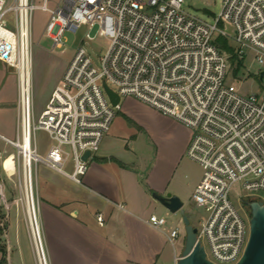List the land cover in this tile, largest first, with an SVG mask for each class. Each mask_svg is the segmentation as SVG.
Wrapping results in <instances>:
<instances>
[{
    "label": "built area",
    "instance_id": "built-area-1",
    "mask_svg": "<svg viewBox=\"0 0 264 264\" xmlns=\"http://www.w3.org/2000/svg\"><path fill=\"white\" fill-rule=\"evenodd\" d=\"M60 2L50 9L48 0L41 5L34 0H0V63L16 73L19 93L17 137L1 138L16 151L27 220L31 205L35 216L40 213L36 194L40 166L81 183L88 161L121 110L120 103L112 104L106 86L120 101L132 96L191 131L186 156L202 170L191 196L203 211L195 228L197 242L212 264H237L250 237L248 203L264 205L260 198L264 195V89L260 96L245 95L227 81L228 58L218 39L234 44L239 61L251 57L260 66L257 75L263 74L264 84V0H223L213 23L184 10L185 0ZM35 10L50 14L44 34L53 48H64L65 33L83 27L97 28L109 42L98 67L79 48L39 114L31 89ZM38 131L52 141L45 155L37 150ZM70 158L72 171L67 173ZM235 187L240 189L244 214L232 202ZM147 223L161 229L168 222L152 215ZM180 235L178 228L171 230V244Z\"/></svg>",
    "mask_w": 264,
    "mask_h": 264
},
{
    "label": "crops",
    "instance_id": "crops-1",
    "mask_svg": "<svg viewBox=\"0 0 264 264\" xmlns=\"http://www.w3.org/2000/svg\"><path fill=\"white\" fill-rule=\"evenodd\" d=\"M9 73V77L4 73L3 78H14V94L7 99L5 89L0 92V141L5 144L0 149V207L10 221L11 255L15 250L12 258H7L8 263L30 264L20 244L25 241L24 227L14 224L22 204L21 191L15 183V175L20 178V168L15 149L1 138L15 140L18 134V81L13 69ZM154 115L167 132L162 131L161 138L154 142L157 158L147 171L144 159L135 156L128 148L130 141L118 130L104 137L79 184L48 167L38 168L44 185L39 190L36 178V194L49 264H176L181 258L184 239L180 251L176 242L171 244L168 239L171 230L178 228L181 234V228L167 223L155 229L147 223L152 215L166 218L157 213L163 206L152 195L177 196L184 210L202 171L186 180L189 176L180 167L191 131L157 111ZM37 150L45 155L48 149L42 151L37 143ZM8 158L11 160L7 162ZM3 250L0 248V260L8 251Z\"/></svg>",
    "mask_w": 264,
    "mask_h": 264
},
{
    "label": "rangeland",
    "instance_id": "rangeland-1",
    "mask_svg": "<svg viewBox=\"0 0 264 264\" xmlns=\"http://www.w3.org/2000/svg\"><path fill=\"white\" fill-rule=\"evenodd\" d=\"M222 1L223 0H185L183 4L184 10L188 13L201 18L204 21L213 23L214 19L217 18L222 11ZM60 0H48L47 6L50 9H55L56 5ZM36 5L43 4V0H34ZM60 5L62 3L60 2ZM50 18V14L43 12L41 10H35L33 13V47H32V71H31V86H32V99L33 105L36 114H39L45 104L47 103L52 90L56 85H59L63 79L64 73L70 64V62L75 57L79 48L83 47L88 56L94 62L95 66H99V59L105 54L109 42L107 39L100 37L98 35L97 28L92 30L83 27L78 30L76 33H65L66 44L62 49L53 48L52 41L45 37L44 29ZM218 38H215L217 40ZM219 43V42H218ZM219 45V44H218ZM228 48L235 51L234 44L230 41H227ZM219 47H221L219 45ZM222 49V48H221ZM228 58L229 70L227 74V81L235 85L242 94L250 95L255 94L260 96L264 89V84L260 81L259 76L257 75L260 70V66L253 62L251 57L242 61L236 59L230 61L228 53L223 51ZM234 53L232 52V55ZM241 64V65H239ZM6 65L0 63V92L3 89L6 91V98L9 99L12 94H14L13 80L14 78H3V74L10 76ZM16 76V73H14ZM15 83V82H14ZM113 90H116L113 85H109ZM121 110L118 111L116 117L114 118L110 131L118 130L120 135H123L124 138H127L130 141L128 148L134 152L137 158H143L145 161V169L149 170L152 165L154 166L156 156V146L155 143L159 138H161L162 131L167 132L165 127L159 126L160 122L154 117L156 110L149 107L148 105L142 103L132 96L122 97L120 101ZM158 112V111H157ZM160 113V112H159ZM163 115L162 113H160ZM165 116V115H164ZM36 139L39 147L42 151H46L51 145L52 141L49 135L44 131H38L36 133ZM5 144L0 141V149H4ZM11 158H8L6 161H10ZM72 158L69 159L66 171L71 173L72 171ZM41 167V166H40ZM40 169V168H39ZM180 171L186 172L189 176L186 180L199 175L201 173V168L190 161L186 154H184V159L180 167ZM15 172V171H14ZM181 172V173H182ZM37 188L39 190L43 187L44 183L39 176V171L37 170ZM17 176L15 175V183L17 186ZM20 191V190H19ZM16 193H14V196ZM241 192L239 187H235L232 191V202L234 206L240 211L241 214H244L243 204L240 201ZM261 200H264V195H260ZM39 202V206H40ZM3 207H0V248L3 252L7 249L5 253L6 264L8 263L9 257L12 258L14 251L9 252V243L8 242V227L10 221L7 219L6 215L1 211ZM184 211L188 216L192 226L198 228L199 220L203 216V211L198 209L194 203L191 201L187 202V205L184 207ZM161 213L166 217L167 222L170 226H178L181 228L180 238L176 241L177 250L180 251L183 246V222L180 213L171 214L164 207ZM41 214V207L40 213ZM38 217V219H39ZM14 224L24 227L25 241L20 243L24 247L25 255L27 254L26 260L28 259L30 264H39L35 252V246L32 241L31 232L29 229V224L26 216L25 204L19 205V217H17ZM40 224V220H39ZM41 227V224H40ZM42 243L39 247L41 250L42 247L45 250L46 261L49 259L45 242L41 229ZM23 240V239H22ZM17 246V245H16ZM207 248V246H206ZM170 250L171 247H170ZM8 258V259H7ZM49 264V260L47 261Z\"/></svg>",
    "mask_w": 264,
    "mask_h": 264
},
{
    "label": "water",
    "instance_id": "water-1",
    "mask_svg": "<svg viewBox=\"0 0 264 264\" xmlns=\"http://www.w3.org/2000/svg\"><path fill=\"white\" fill-rule=\"evenodd\" d=\"M263 74L260 75L262 81ZM112 104L117 106L120 103L118 95L105 86ZM89 153L85 154L87 160ZM153 199L160 203L171 214L180 213L184 230V247L181 258L176 264H212L206 259L204 248L197 242L196 229L192 226L188 216L183 210V203L177 196L167 194L160 196L152 195ZM250 208V237L245 252L237 264H264V205L260 202L251 201Z\"/></svg>",
    "mask_w": 264,
    "mask_h": 264
},
{
    "label": "bare ground",
    "instance_id": "bare-ground-1",
    "mask_svg": "<svg viewBox=\"0 0 264 264\" xmlns=\"http://www.w3.org/2000/svg\"><path fill=\"white\" fill-rule=\"evenodd\" d=\"M30 214L28 215V223H29V228L31 231V236H32V241L34 243L35 246V252L37 255V258L39 260V264H48V262L46 261V253L45 250L42 249L40 250L39 247L42 243V237H41V227L39 224V219L37 217V215L35 216L33 213V206H30ZM40 243V245H39Z\"/></svg>",
    "mask_w": 264,
    "mask_h": 264
},
{
    "label": "trees",
    "instance_id": "trees-1",
    "mask_svg": "<svg viewBox=\"0 0 264 264\" xmlns=\"http://www.w3.org/2000/svg\"><path fill=\"white\" fill-rule=\"evenodd\" d=\"M218 42H219V45L221 46V48L226 52L228 53V55H230L229 59L230 61H234L236 58H235V55L233 54L232 55V49L228 48L227 46V41L223 38H219L218 39ZM241 65V64H239ZM0 264H6V257H5V254H3V258L0 260Z\"/></svg>",
    "mask_w": 264,
    "mask_h": 264
}]
</instances>
